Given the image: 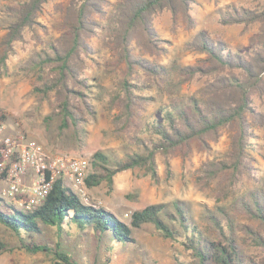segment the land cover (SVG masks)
Returning <instances> with one entry per match:
<instances>
[{"label":"trees","instance_id":"obj_1","mask_svg":"<svg viewBox=\"0 0 264 264\" xmlns=\"http://www.w3.org/2000/svg\"><path fill=\"white\" fill-rule=\"evenodd\" d=\"M48 1L25 0L13 13L2 40L0 74L8 72L10 59L17 55V44L26 42L25 33L40 26L38 18ZM194 4L195 0H117L108 12V0H68L62 9L61 36L55 43L33 51L20 64V71L35 79L34 94L47 100L54 97L53 116L59 119L60 129L71 130L81 140L89 117L96 115L91 81L100 80L87 75L92 69L88 63L100 57L92 40L105 32L104 40L113 57L108 68L122 71L119 90L111 100L112 108L117 110L112 121L114 134L129 143L132 151L121 159L100 151L95 153L92 174L86 179L88 188L105 184L113 189L117 175L136 169L159 183V155L171 177L173 155L184 148L189 153L194 141L208 149L209 142L217 141L226 128L234 132L228 159L205 163L200 180L210 183L224 175L227 188H234L244 177L255 178L249 150L256 138L255 128L264 130V109L255 105V98L264 101V4L254 8L232 5L230 12L219 20L223 26H259L250 51L231 49L224 41L198 33L187 48L205 55L204 61L196 66L174 65L172 71L181 81L168 92L172 96L177 87L204 78L206 82L199 94L185 101L171 97L158 114L145 107L148 98L143 94L138 73L158 87L168 78L165 67L146 58V54L165 52L154 19L167 11L174 21L182 17L192 27ZM0 117L7 121L2 112ZM128 197L138 199L136 194ZM234 207L257 223V229L248 225L244 228L256 245L254 254L245 252L230 215L222 207L206 215L212 234L193 222L179 202L169 211L165 204L150 205L134 212L130 224H126L110 211L84 203L62 179L55 182L44 203L33 210L11 207L8 213L0 208V226L14 234L21 249L33 255L52 256L53 264H80L63 249L61 241L68 229L75 227L80 235L91 231L98 241L112 248L136 244L133 230L144 226H152L165 240L180 243L188 259L177 258V264H264V189H251ZM48 230L55 231V246L46 241Z\"/></svg>","mask_w":264,"mask_h":264},{"label":"rangeland","instance_id":"obj_2","mask_svg":"<svg viewBox=\"0 0 264 264\" xmlns=\"http://www.w3.org/2000/svg\"><path fill=\"white\" fill-rule=\"evenodd\" d=\"M25 0H0V55L2 40L7 33V27L13 20V13L19 10ZM110 5L105 9L111 12L117 0H108ZM68 0H49L39 15L35 31L25 33V43L17 44V55L9 61V70L0 74V112L6 117L8 124L15 130L23 132L30 141L44 146L51 155L68 157H84L91 161L97 152H103L121 159L132 151L124 139L114 134L113 116L116 109L112 108L111 100L118 92L119 80L122 77L120 69L110 70L108 63L113 59L111 48L104 40V33L92 40L93 46L100 54L98 61L88 63L92 69L87 75L100 80L91 81V100L96 110L94 118L89 117L86 132L81 140L77 139L71 130L62 131L60 121L53 116L55 99H42L33 93L34 77L19 69L20 64L35 51L55 43L64 31V13L62 9ZM264 0H195L191 15L195 21L189 26L182 17L175 21L170 12H163L154 19V26L159 37L164 41L165 52L146 54V58L168 70L166 83L161 87L152 83L151 79L138 73L143 94L148 101L147 111L158 114L160 107L169 103L171 97L187 100L198 95L204 87V78H195L191 82L177 87L172 96L168 89L176 87L181 78L172 71L174 65L196 66L202 63L205 55L193 52L187 48L198 33L205 32L216 40L227 43L229 48L242 52L254 47L253 38L257 36L259 26L245 29L243 26H223L220 18L230 12V7H257ZM102 24L107 25L105 21ZM139 51V49H137ZM98 63L101 65L98 66ZM107 67V68H105ZM170 73V76H169ZM163 84V83H162ZM259 110L264 109V101L255 98ZM234 132L230 128L222 131L217 141H210L208 149L202 148L197 141L192 142L190 152L179 150L171 157V177L168 176L164 158L158 156L159 183H154L136 169L120 173L115 178L113 189L105 184L88 188L90 204L104 208L113 213L118 219L130 224L134 212L154 204H165L171 210L175 202L182 204L189 212L193 222L203 231L214 233L206 219L208 212L216 213L222 207L233 221L234 230L246 253H256V245L244 228L252 226L257 229V223L235 209V202L245 196L251 189H264V130L255 128L256 138L252 140L249 150L254 159L255 178L244 179L234 188H227L228 181L221 175L218 179L207 183L200 180L201 169L205 163L226 161L231 149ZM136 194L138 199L129 198ZM12 206L2 201L0 208L6 212ZM16 209L21 207L14 205ZM55 231L48 230L46 240L55 246L58 241ZM136 244L127 246H108L98 241L90 231L79 234L74 227L68 229L62 239L63 249L80 264H177L176 259H188L187 253L179 242L165 240L152 226H144L133 230ZM36 238V241H39ZM0 264H53V257L46 254L33 255L21 249L18 239L6 228L0 226Z\"/></svg>","mask_w":264,"mask_h":264},{"label":"built area","instance_id":"obj_3","mask_svg":"<svg viewBox=\"0 0 264 264\" xmlns=\"http://www.w3.org/2000/svg\"><path fill=\"white\" fill-rule=\"evenodd\" d=\"M91 174L90 159L51 155L0 117V197L12 207L41 206L59 179L90 204L86 179Z\"/></svg>","mask_w":264,"mask_h":264}]
</instances>
